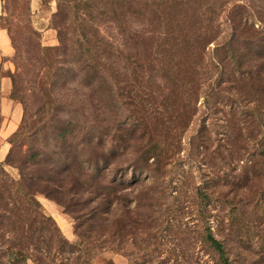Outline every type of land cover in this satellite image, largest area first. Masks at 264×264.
Returning a JSON list of instances; mask_svg holds the SVG:
<instances>
[{"label":"trees","instance_id":"obj_1","mask_svg":"<svg viewBox=\"0 0 264 264\" xmlns=\"http://www.w3.org/2000/svg\"><path fill=\"white\" fill-rule=\"evenodd\" d=\"M26 1L31 16L30 0ZM53 1L57 10L51 27L58 31L60 44L46 49L67 57L66 79L73 75V80H81L85 101L91 105L85 111L95 121L83 120L85 134L78 147L70 142L75 128L69 129V123L63 127L52 168L42 170L41 152L28 160L33 173L18 166L19 178L0 163V264L29 260L69 264L72 259L71 264H94L96 252L117 251V229L106 214L114 190L126 188V182L111 174L117 152L115 147L107 148L108 138L121 142L123 148L130 146L131 139L141 143L146 139V147L138 149L141 158L147 164L154 158L156 169H161L180 154L183 137L201 111L212 118L221 114L226 120L223 132L215 123L201 121L192 139L197 156L205 151L211 159L225 158L223 151L230 157L249 156L250 169L264 173V4L257 8L246 0L47 2ZM4 7L7 14L0 15V21L9 17L11 0H4ZM29 22L33 33L39 34ZM104 22L116 26L119 41L101 32ZM5 27L12 39L10 27ZM3 75L12 74L0 71V106ZM9 96L16 100L12 88ZM41 181L54 187L40 189ZM251 182L240 179L225 185L242 187ZM63 190L94 195L70 208L64 203L70 213L72 205L87 209L74 216L79 235L75 244L60 236L56 221L37 197L44 192L62 204L56 192ZM198 196L210 199L206 190H198ZM208 214L199 219L209 218ZM200 237L214 251L216 264H233L224 242L209 228Z\"/></svg>","mask_w":264,"mask_h":264},{"label":"rangeland","instance_id":"obj_2","mask_svg":"<svg viewBox=\"0 0 264 264\" xmlns=\"http://www.w3.org/2000/svg\"><path fill=\"white\" fill-rule=\"evenodd\" d=\"M47 1L43 4L44 9H50ZM246 1L257 8L264 4V0ZM10 10L7 20L0 24L9 26L12 31L11 88L21 110L16 130L5 141L0 139V163L12 177L19 178L18 166L33 173L28 169V160L37 152L43 154L40 158L42 170L53 167L58 159L55 152L60 144L59 134L68 123L69 129L75 128L71 133L74 139L70 142L78 147L85 134L81 129L83 120L87 117L94 123L95 116L85 111L91 105L85 101L86 90L81 80H73V75L66 79L67 57L56 56L54 51L46 49L60 44L58 31L51 27V17L47 23H36L32 15L29 16L26 0H11ZM11 14L20 18L15 20ZM29 20L39 34L33 33ZM47 24L56 32L53 45L44 44V40L49 39H44L38 28ZM101 32L112 40L120 39L111 22L101 23ZM208 114L201 111L196 116L183 137L180 154L161 169H156L154 158L148 164L141 158L142 152L138 149L146 147V139L142 143L131 139L127 148H123L121 142L117 144V140L107 139V148L115 147L117 152L116 168L111 174L118 181H125L126 188L114 190L111 211L106 214L117 229V251L96 252L92 259L94 264H158L161 261L162 264H216L214 251L200 237V232L208 228L224 242L233 264H264V173L250 169L249 156L230 157L227 151H223L225 158L211 159L208 151L203 154L207 155L203 160V155L197 156L192 139L201 121L206 120V125L215 123L220 132L226 121L221 114L213 118ZM1 116L0 132L6 121L2 109ZM22 126L21 133L15 136ZM240 179L253 182L242 187L225 185ZM39 184L40 189L47 185L54 187L53 183L41 181ZM200 189L208 192V201L198 196ZM56 194L62 204L44 192H38L37 197L46 213L56 221L60 236L75 244L79 235L74 216L82 215L87 209L72 205L70 213L66 205L70 208V204L83 202L94 195L69 190ZM101 201L102 198L93 201L89 207ZM207 211L210 217L200 220L199 216L203 217ZM64 256L69 257L68 254ZM28 264L34 262L29 260Z\"/></svg>","mask_w":264,"mask_h":264},{"label":"crops","instance_id":"obj_3","mask_svg":"<svg viewBox=\"0 0 264 264\" xmlns=\"http://www.w3.org/2000/svg\"><path fill=\"white\" fill-rule=\"evenodd\" d=\"M30 6L32 9V18L36 23L48 22L52 14L57 10L56 2L51 3L50 9L43 8V0H30ZM6 9L4 7V0H0V15H6ZM43 32L45 45H53L55 40L56 32L53 28L49 27H38ZM14 46L10 33L5 26H0V71L10 70V56H12ZM12 82L9 76L3 75L1 78V109L5 116V123L0 132V139L4 140L12 134L17 128V119L21 110V106L12 98H10V90Z\"/></svg>","mask_w":264,"mask_h":264}]
</instances>
